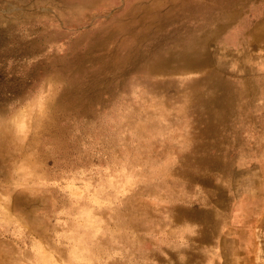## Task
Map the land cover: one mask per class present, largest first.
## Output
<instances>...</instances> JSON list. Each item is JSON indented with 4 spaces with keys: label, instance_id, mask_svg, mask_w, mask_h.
<instances>
[{
    "label": "rangeland",
    "instance_id": "1",
    "mask_svg": "<svg viewBox=\"0 0 264 264\" xmlns=\"http://www.w3.org/2000/svg\"><path fill=\"white\" fill-rule=\"evenodd\" d=\"M0 264H264V0H0Z\"/></svg>",
    "mask_w": 264,
    "mask_h": 264
},
{
    "label": "bare ground",
    "instance_id": "2",
    "mask_svg": "<svg viewBox=\"0 0 264 264\" xmlns=\"http://www.w3.org/2000/svg\"><path fill=\"white\" fill-rule=\"evenodd\" d=\"M132 238V237H131Z\"/></svg>",
    "mask_w": 264,
    "mask_h": 264
}]
</instances>
